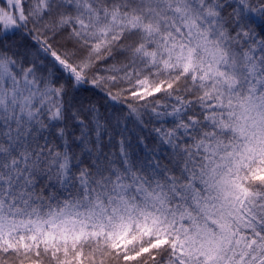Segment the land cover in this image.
<instances>
[{
  "label": "snow or ice",
  "instance_id": "1",
  "mask_svg": "<svg viewBox=\"0 0 264 264\" xmlns=\"http://www.w3.org/2000/svg\"><path fill=\"white\" fill-rule=\"evenodd\" d=\"M0 264H264V0H0Z\"/></svg>",
  "mask_w": 264,
  "mask_h": 264
}]
</instances>
